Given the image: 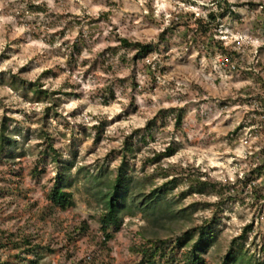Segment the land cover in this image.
<instances>
[{
  "label": "rangeland",
  "instance_id": "1",
  "mask_svg": "<svg viewBox=\"0 0 264 264\" xmlns=\"http://www.w3.org/2000/svg\"><path fill=\"white\" fill-rule=\"evenodd\" d=\"M199 17L206 39L192 31ZM122 37L153 51L138 57ZM2 132L0 264H152L141 249L165 241L154 264H184L194 240L176 239L215 212L205 264H223L248 224L239 262L264 264V0H0ZM132 133L141 188L176 179L169 198L185 217L154 222L132 208L106 241L94 193ZM65 161L74 205L61 209L50 191ZM200 180L216 189L196 192Z\"/></svg>",
  "mask_w": 264,
  "mask_h": 264
},
{
  "label": "trees",
  "instance_id": "2",
  "mask_svg": "<svg viewBox=\"0 0 264 264\" xmlns=\"http://www.w3.org/2000/svg\"><path fill=\"white\" fill-rule=\"evenodd\" d=\"M223 14H221L222 16ZM209 17L212 20H216L217 15L214 11L209 12ZM195 27L192 29L193 32L196 31L195 38L206 39L207 32L209 31V24L202 17H199L194 21ZM190 27V26H189ZM195 39V41H197ZM120 43L124 47H133L138 50V57H146L153 51V45L150 43L141 42H131L127 38H120ZM224 52L231 55L230 51L227 50L225 46L221 44ZM24 85V83L22 84ZM35 91L40 93L39 89L35 88ZM176 120L178 123L181 122L183 113L182 111H177ZM152 127L148 123V128ZM138 130L135 131L137 133ZM133 133L126 137L124 141V147L122 152V158L119 166L116 168V175L108 185L103 186L99 182L100 188L94 193L97 200L103 205V213L100 217L101 230L106 241L111 240L115 233L121 228L123 215L126 213H131L129 210L135 209L136 213H140L143 216L154 222L165 223L167 221H173L185 217V208L175 209L174 202L169 198V193L175 188L176 179L172 178L165 181L158 187L152 188L149 192H144L141 188V182L136 179L131 171L129 161L127 160L128 153L134 151V145L130 141ZM7 136L2 132L0 133V152H4L5 144L10 143L11 140H7ZM12 145V142H11ZM50 152L53 154L54 159L60 163L58 151L54 148L53 144L49 145ZM174 149L168 146L164 152L160 153L159 157H169L174 154ZM64 165H59L58 176L56 183L53 185L50 191V199L53 204L61 209H67L74 205L73 193L67 190L65 183L70 175L74 164L70 161H65ZM262 167L264 164L261 165ZM216 189L214 183H210L206 180H200L198 182L196 192L205 193L209 189ZM217 212L209 220H205L203 224L197 227L195 233L186 232L182 237H179L175 241V247L181 248L186 247L192 240L193 243L189 246L187 250L183 252L184 257L187 261L184 264H205L204 255L209 251L212 245L216 241V225L218 224ZM253 225L248 224L244 227L242 233L235 237L231 242L230 250L227 252L223 264H241L239 258L241 253L235 251V246L237 241L240 239H248L249 233L252 231ZM165 242L159 244L151 242V248L146 246L141 249L145 256H148V260L144 259V262L155 263V256H166L167 248ZM30 251H33L31 249Z\"/></svg>",
  "mask_w": 264,
  "mask_h": 264
}]
</instances>
